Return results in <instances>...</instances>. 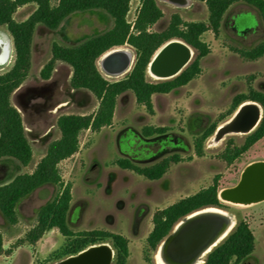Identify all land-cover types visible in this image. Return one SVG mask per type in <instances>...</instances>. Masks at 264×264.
<instances>
[{
    "label": "rangeland",
    "instance_id": "obj_1",
    "mask_svg": "<svg viewBox=\"0 0 264 264\" xmlns=\"http://www.w3.org/2000/svg\"><path fill=\"white\" fill-rule=\"evenodd\" d=\"M156 3L163 18L152 27V32L165 31L176 14L184 22L209 25V12L204 2L187 0L185 5H177L170 0H156ZM141 6V1H131L127 17L131 27ZM35 10V5L25 6L14 18L24 22ZM112 28L113 20L101 11L74 15L56 32L42 26L37 28L30 75L11 98L22 116L33 149V160L28 167L11 158L1 160L0 187L19 175L34 172L48 146L61 137L57 128L60 117L90 116L98 110L99 103L91 93L72 89L73 72L68 65L59 63L49 81L41 79L42 69L52 58L53 44L74 47ZM0 39L11 48L9 62L0 65L2 75L14 64V48L6 27H0ZM203 40L209 46L210 54L201 61L202 72L196 79L170 94L154 95L153 114L137 103L133 93L120 96L112 126L97 133L83 132L79 153L59 166L64 185L72 187L69 228L76 234L104 231L122 235L128 240L130 250L125 264H158L157 252L150 253L147 245L157 212L208 188L216 176L222 177L220 189L232 187L250 163L264 161V139L232 166L221 159L228 142L241 146L250 134L226 136L218 147L212 148L215 132L204 144L203 157L197 156L194 145L210 126H223L230 119L226 116L235 97L250 91L264 92V56L248 61L239 54V51L264 45V22L260 14L254 8L238 3L225 14L219 33L215 35L208 31ZM119 49L133 55L132 67L124 75H110L104 70L101 59L97 63L101 74L110 82L124 80L135 64L133 48ZM195 57L193 51L192 61ZM148 79L154 83L160 81L150 77L149 73ZM146 128H164L167 132L161 137L145 138ZM172 157H178L179 162L171 164L164 177L157 181L147 180L116 165L119 160H129L140 168H147ZM60 192L59 187L49 185L23 199L16 208V225H10L0 213L4 249L0 264H60L68 258L70 249L82 238L67 239L53 229L35 246L25 242L27 234L37 224L39 211L53 202ZM220 201L225 207L223 210L235 222L233 230L243 220L256 238L254 253L240 264H264V203L236 207L226 204L221 197ZM102 244L112 247L111 241ZM207 256L202 260L203 264ZM111 264H117L116 252Z\"/></svg>",
    "mask_w": 264,
    "mask_h": 264
},
{
    "label": "trees",
    "instance_id": "obj_2",
    "mask_svg": "<svg viewBox=\"0 0 264 264\" xmlns=\"http://www.w3.org/2000/svg\"><path fill=\"white\" fill-rule=\"evenodd\" d=\"M56 3H55V2ZM132 0H0V27H6L14 48V64L5 74L0 75V161L14 159L23 167H28L33 160V149L27 139L26 129L20 112L11 102L12 95L26 82L32 69V49L35 32L42 26L52 32L59 30L70 17L87 12L101 11L113 20V28L108 32L90 38L74 47H65L54 43L52 58L40 73L43 81H49L57 65L63 63L72 68L71 87L76 91L91 93L99 103L94 115H65L58 119L57 128L60 139L53 141L46 155L39 162L32 174L17 176L11 183L0 187V213L10 225L18 223L17 205L34 191L44 186H57L60 194L47 206L43 207L37 217L36 226L27 234L26 241L35 246L43 236L53 229L67 238H82L70 249L68 257L75 256L90 246L111 241L116 252L117 264H125L130 256L128 240L119 234L93 231L76 234L68 226V214L71 209L72 187L64 185L59 166L62 162L74 157L80 151V136L85 131L100 132L112 126L113 118L120 96L131 92L139 105L153 114L152 98L154 95H167L187 86L202 72L201 61L210 54L209 46L203 36L212 31L219 33L222 20L227 11L238 3L246 4L260 14L264 22V0H193L204 2L209 12V25L205 23L184 22L179 15H174L168 28L163 32H152L151 29L162 18L163 12L156 0H139L142 3L137 20L133 27L127 17ZM35 5L36 10L24 22L14 18L20 8ZM178 41L189 46L196 53L195 59L177 77L159 82L148 79V70L156 53L170 42ZM130 46L136 52V60L131 73L121 81L110 82L99 71L97 63L108 52ZM248 61H256L264 56V45L250 50L239 51ZM163 55V54H162ZM162 55L153 65H157ZM255 102L263 109V118L259 127L246 137L241 151L234 152L229 148L222 153L221 159L229 164L241 152L264 139V92L250 91L249 94L234 98L227 117H232L244 102ZM213 124L195 141L197 156L203 157V148L218 129ZM164 128H146L144 137L164 136ZM178 157H172L160 163L140 168L129 160H119L116 165L122 169L150 181L164 177L171 164L178 163ZM220 177H216L211 186L198 193L159 211L153 218L154 228L147 239L148 250L156 253L162 242L169 237L175 226L191 214L208 208L225 209L220 201ZM256 238L249 225L241 220L217 248L208 256L205 264H237L249 258L255 251ZM4 254L3 239L0 234V257ZM147 261L149 257H147Z\"/></svg>",
    "mask_w": 264,
    "mask_h": 264
},
{
    "label": "water",
    "instance_id": "obj_3",
    "mask_svg": "<svg viewBox=\"0 0 264 264\" xmlns=\"http://www.w3.org/2000/svg\"><path fill=\"white\" fill-rule=\"evenodd\" d=\"M170 1L175 3L173 0ZM169 45L171 46L164 51L156 68L160 74L153 72L158 78L180 75L192 61L193 50L189 46L178 41L170 42L165 46ZM249 103L254 102H245L244 104ZM259 107L262 109L260 105ZM234 116L235 114L223 125L226 126L234 119L230 126L225 127V133L232 132L247 135L259 127L263 118V109L259 111L255 108H246L237 117ZM218 130L219 128L216 133ZM261 196H264V164H256L247 169L243 182L238 187L223 194V199L229 202L250 205L254 199ZM209 209L224 211L220 208H208L195 212L177 224H184V227L178 233H175L176 225L168 239L162 242L158 251L163 246V259L167 264H193L208 248L212 245H214V249L217 248L231 234L235 222L230 217L224 219L216 215L205 214L190 219L195 214ZM224 234L226 235L223 241L216 244ZM105 245L108 247H105ZM114 256L115 251L111 246L99 244L91 246L75 256L68 257L64 260L65 262L62 261L64 263L61 262L60 264H111Z\"/></svg>",
    "mask_w": 264,
    "mask_h": 264
},
{
    "label": "bare ground",
    "instance_id": "obj_4",
    "mask_svg": "<svg viewBox=\"0 0 264 264\" xmlns=\"http://www.w3.org/2000/svg\"><path fill=\"white\" fill-rule=\"evenodd\" d=\"M176 4L179 5H185L187 0H173ZM173 45V44H171ZM171 45L169 46H165L163 49H161L156 55H155V59L152 63L155 62L156 59H158L160 57V55H162L164 53V51L169 48ZM3 49V48H2ZM4 59V58H3ZM2 60V59H1ZM9 62V61H7ZM101 62H102V66L104 68V70L113 76H121L124 75L127 71H129L132 67L133 64V55L126 51V50H122V49H115L114 51H110L108 53H106L102 58H101ZM246 108H255L258 109L259 111H262V109L259 107V105L255 104V103H249V104H244L241 106V108L235 113L234 117H237L240 112ZM234 121V119L232 121H230L228 124H226V126H220L218 132L215 134V137L212 139V145H210L212 148H216L218 147L221 142L223 141V139L226 136L229 135H241V134H237V133H225V127H228L231 125V123ZM226 191H222L220 194V197L223 199V194ZM224 202L226 203H231L233 205L236 206H249V205H245V204H239V203H234V202H229L223 199ZM252 205V204H250ZM205 214H209V215H216L222 218H227L229 217L227 215V213H225L224 211H220L217 209H209L205 212H200L195 214L194 216H192L190 219H194L196 217H199L201 215H205ZM184 227V224L181 223L179 225H177V227L175 228V233H178L182 228ZM226 234H224L216 244H220ZM105 247H108L107 245H105ZM214 249V245H212L210 248H208L202 255L201 257L195 261L193 264H203V259L210 253V251ZM163 246H161V248L159 249V251H157L156 253V261L158 264H167L164 259H163ZM65 262V261H64ZM62 262V263H64Z\"/></svg>",
    "mask_w": 264,
    "mask_h": 264
},
{
    "label": "flooded vegetation",
    "instance_id": "obj_5",
    "mask_svg": "<svg viewBox=\"0 0 264 264\" xmlns=\"http://www.w3.org/2000/svg\"><path fill=\"white\" fill-rule=\"evenodd\" d=\"M3 48V49H2ZM162 49V48H161ZM160 49V50H161ZM159 50V51H160ZM158 51V52H159ZM157 54V53H156ZM4 58V59H3ZM10 58H11V48H10V44L9 43H5V42H3L1 39H0V65H5L6 63H8L7 61H9L10 60ZM2 59V60H1ZM157 61V59L155 60V62ZM154 62V63H155ZM154 63H152L151 65H150V67H149V70H148V73H149V75H150V77H152V78H154V79H156V80H160V81H165V80H171V79H173V78H175V77H177V75H179V74H177V75H175V76H172V77H168V78H158L157 76H155V75H153V71H152V69H153V65H154ZM245 103V102H244ZM243 103V104H244ZM255 103V102H254ZM243 104H241V105H243ZM240 105V106H241ZM239 106V107H240ZM239 109V108H238ZM236 113V112H235ZM246 140V139H245ZM232 141H230V142H228L227 144H226V147H225V149H224V151L223 152H225L228 148H229V146H230V143H231ZM260 142V141H259ZM258 142V143H259ZM257 144V143H256ZM255 144V145H256ZM244 145H245V141H244V143L241 145V146H236L234 143L232 144V146H231V149L234 151V152H237V150H238V152L239 151H241L242 150V148L244 147ZM254 145V146H255ZM254 146H252V147H250V148H248L247 150H245V151H243V152H241L240 153V155L233 161V163H231V164H229V163H227L228 165H230V166H232L234 163H236L237 161H239V160H241L242 159V157H244ZM165 148H166V144H164L163 145V147H162V149L164 150V153L166 152L165 151ZM225 162V161H224ZM256 164H264V161H257V162H252V163H250L249 164V166L246 168V170L245 171H243V173L241 174V176H240V178H239V180L236 182V184H234L232 187H229V188H227V189H220V191H229V190H232V189H235L236 187H238L242 182H243V179H244V176H245V173H246V171H247V169L249 168V167H251V166H253V165H256ZM216 177H220V176H216ZM215 177V178H216ZM214 178V179H215ZM221 179H222V177H220L219 178V181H218V183H219V185H220V183H221ZM214 181V180H213ZM226 203V202H225ZM264 203V196H261V197H258V198H256V199H254L253 200V203H252V205H249V206H255V205H260V204H263ZM226 204H229V205H232V206H236V205H233V204H231V203H226ZM249 206H236V207H249Z\"/></svg>",
    "mask_w": 264,
    "mask_h": 264
}]
</instances>
